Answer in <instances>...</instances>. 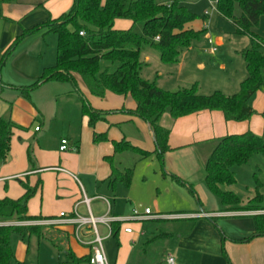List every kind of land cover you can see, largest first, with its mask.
Here are the masks:
<instances>
[{"label": "trees", "instance_id": "obj_1", "mask_svg": "<svg viewBox=\"0 0 264 264\" xmlns=\"http://www.w3.org/2000/svg\"><path fill=\"white\" fill-rule=\"evenodd\" d=\"M2 1L5 0H0ZM216 6L217 12L231 22L235 34L250 38V45L241 52L248 75L241 84L239 94L227 96L215 92L212 95H201L196 85L166 91L156 82L142 77L145 64L140 59V53L145 45L156 49L163 63L174 65L205 31L192 27L199 17L182 5L180 0H74L67 13L26 30L19 36L5 52L0 71L23 38L41 30L55 34L58 38L55 65L45 68L34 83L20 87L18 90L21 97L31 100V94L47 83L71 84L81 98L82 115H88L89 125L93 127L97 122L105 120L107 114L90 107L80 89L81 81L85 89L98 98H104L107 92L131 96L136 101V109L131 114L148 123L153 132L155 150L152 152L126 141H113L114 152L105 157L111 168L107 181L112 187L121 183L130 188L134 177L133 169H122L115 164L114 158L121 153L136 152L141 155L142 160L155 155L164 167L166 157L175 151L199 148L206 158L205 185L219 201V212L264 211V193L257 173L260 171L258 162L260 159L264 161V134L257 135L249 131L176 150L168 145L171 125L179 118L219 111L226 121L245 122L256 115L249 101L263 85L264 41L255 34L254 29L264 17V0H218ZM236 7L240 9L239 15L235 14ZM119 19L130 20L133 26L128 30H118L115 28V21ZM137 24L143 26L142 35L133 29ZM81 32L84 33L83 36L80 35ZM261 116L264 119V110ZM15 130L23 128L18 127L10 118L0 117L1 164L9 159ZM75 140L73 147L78 149L79 136ZM107 140L105 134L94 135L95 142ZM28 159L33 165L31 145L28 148ZM236 167H252L255 188H248L244 193L236 190ZM166 173L163 172V175ZM171 177L178 183L187 185L181 176L171 174ZM21 185L24 194L20 198H0V264L14 263L11 242L14 234L24 239L33 235L45 236L38 226L18 227L14 225L15 222L56 218L29 215V202L42 188L41 180H38L35 187L27 182H21ZM199 204L201 205L200 200ZM253 218L254 234L237 243H249L253 239L264 237V214H255ZM121 225L118 222L112 224L113 237L117 238ZM66 257L69 264H89L91 255L79 259L68 251Z\"/></svg>", "mask_w": 264, "mask_h": 264}, {"label": "rangeland", "instance_id": "obj_2", "mask_svg": "<svg viewBox=\"0 0 264 264\" xmlns=\"http://www.w3.org/2000/svg\"><path fill=\"white\" fill-rule=\"evenodd\" d=\"M180 1L182 5L186 6L187 9L199 17L193 24L194 28L202 30L204 29V25H207L208 29H204L205 31L200 38L194 41L189 50L185 51L187 57H191L192 60L185 61L184 66L180 67V72L177 66L163 63L156 49L150 45H145L140 53V59L145 61V57L148 55L152 62L144 66L143 78L149 77V81L156 82L157 85L166 91H177L180 88H190L196 85L197 91L201 95H212L215 92H221L227 96L239 94L241 92V84L248 75L246 64L240 52L243 48L250 45V38L235 34L231 22L218 16L217 6H211V2L216 3V0ZM71 7L64 13H67ZM235 14H240L238 7L235 9ZM46 19H38L37 24L46 23ZM133 29L137 34H143L142 24L135 25ZM254 32L264 41V17L261 19L259 26L254 29ZM218 36H224L223 44L217 43L216 38ZM57 42L58 38L53 33H47L45 30L33 33L18 42L1 68L0 117L10 118L18 127L23 128L21 130L23 131L22 133L19 130L15 131L13 140L16 143L33 144V134L32 136L28 134L31 131L35 132V127L39 130L42 128L44 133L40 137H46L45 142L48 141L50 143H52L54 135H59L62 132L67 134L69 126L73 130L71 133L78 135L79 138L82 135V102L76 88L71 84L47 83L31 94V100L21 97L20 93H17L20 87L28 85V81H30L29 76H32L29 73H31L34 64L35 66H39L40 73L43 71V68L55 65ZM213 48L217 50L216 53L211 52ZM200 65L204 69H201ZM262 80V87L249 101L251 107L256 111V115L261 114L264 110V73L262 74ZM261 107H263L262 110H260ZM41 114L45 117V126L42 124L44 121L41 119ZM259 116L261 117V115ZM130 128L133 129V126ZM262 129L261 135L264 134V127ZM166 158L168 164H165L163 167L155 155L143 160L141 159V155L136 152H125L119 154V156L117 155L115 162L119 167L134 170V177L129 189L121 183L117 184L114 190L108 189L105 183H102L101 180L96 181L94 176H87L84 179L81 176L79 177L89 197L103 195L97 196L94 199V202L91 204L93 209H100L102 207L104 202L102 198H110L113 214L121 215L123 218H129L132 215L133 209L143 211L147 208L155 213V215L148 216L143 220H133L122 224V230L119 234L120 245H122L123 228H133L140 222H148L146 220L156 217V213H158L157 209L159 208L172 209L167 211L180 213L203 210L211 211L220 208L219 201L208 191L205 185L206 158L203 156L202 149L188 148L184 152L179 151L172 157L168 155ZM258 164L260 166V171L257 172L258 178L262 184L261 187L264 193V161L260 159ZM35 165L36 167L38 166L37 163ZM2 166L3 164L0 163L1 173ZM171 171L179 173L187 185L178 183L172 177H163V172ZM235 172L238 182L235 187L237 191H243L244 193L248 191V188L249 190L255 188L252 167H236ZM41 179L43 190L30 200L28 206V210H30L29 214L38 215L42 212L47 215L59 216L61 211L68 214L65 207H63L64 202L59 200L61 196L55 193L57 188L54 187V177L46 173L41 175ZM11 181L12 179H6L2 183L0 193L4 197L8 192L6 185L10 187ZM28 183L30 186L35 187L37 180L33 181L34 184L32 181ZM17 186L21 188L19 184ZM62 186L63 188L76 191L75 188L73 189L65 184H62ZM199 200L201 201V205L199 204ZM84 209L82 214H77V217L89 216L88 213L84 212ZM31 211H34V213ZM162 212H165V210H162ZM251 213L264 214V211ZM97 214L95 212V215H92L95 218H99V214ZM41 222L42 220H38L36 224L31 221L14 223L18 227L38 226L41 228V233L45 236L38 237L33 235L24 239L14 234L11 240L14 254L13 264H69L65 250L61 251L56 248L58 242L53 240L52 233L57 226L41 224ZM174 222H163L158 227L167 228L171 224H175ZM74 239L79 246L88 243L81 237L79 241L75 237ZM164 242L165 240L158 241L154 246L160 250ZM103 246L107 258L113 259L118 249L115 237L103 243ZM82 248L85 247L82 246ZM139 249L137 248L135 255H132L133 260L137 259ZM256 260V264H264V254H260Z\"/></svg>", "mask_w": 264, "mask_h": 264}, {"label": "crops", "instance_id": "obj_3", "mask_svg": "<svg viewBox=\"0 0 264 264\" xmlns=\"http://www.w3.org/2000/svg\"><path fill=\"white\" fill-rule=\"evenodd\" d=\"M73 2L74 0H5L0 2V63L5 52L17 38L26 30H30L38 25V19L47 18V21L49 19H57L72 6ZM217 14L222 17L218 12ZM193 24L192 27L194 28ZM132 26L133 22L130 20L119 19L115 21V28L118 30H128ZM203 28L205 30L208 29L207 25H204ZM224 39V36H218L216 41L218 44H223ZM213 49H211V52L216 53L217 50L213 52ZM189 59L192 60L184 52L180 61L172 66H177L180 72V67H183ZM142 62L147 65L152 61L147 55L145 61ZM199 67L204 69L202 65ZM42 72L40 73L39 66H35L34 64L31 73H29L32 76H29L30 81H28V85L35 82ZM148 78L144 79L148 80ZM79 85L90 107L107 114L105 120L97 122L92 127L89 125L88 115L81 116L82 135L78 149L73 147L76 142L75 138L78 135L71 133L73 132L71 126H69L67 134L62 132L59 135H54L52 137V143L45 142L47 138L40 137L44 131L42 128L36 130L37 127H35V132L31 131L28 134L30 136L33 134V144L28 143L27 145L14 142L15 130L11 143L12 149L10 150V157L3 164L2 173L0 172V188L6 179H12L10 187L6 185L8 192L5 197L8 196L11 199H18L24 194L21 182L28 183L32 181L33 183L36 180L37 182L38 180L42 181L41 175L48 173L54 177V187L57 188L55 193L61 196L59 200L64 202L63 207L67 210L68 216L77 217V214L83 213V209L86 207L83 204V199L84 195H86L91 199L90 208L93 215L97 212L99 217L103 215L122 217L121 215L113 214L110 198H102L104 201L102 207L100 209H93L91 204L94 202V199L97 196L103 195L89 197L79 177L81 176L84 179L87 176H94L96 181L101 180L102 183L106 184L108 189L111 188L114 190L117 185L112 187L107 181L111 174V168L105 160L106 156H111L114 152L113 141H126L133 146L152 152L155 150L153 132L148 123L136 115L131 114V111L136 109V101L131 96L125 97L107 92L104 98H98L92 96L85 89L81 81H79ZM17 93L19 94L20 91L18 90ZM18 97L21 98L20 95ZM121 110L124 111L121 112ZM257 115H254L249 121L245 122L226 121L223 113L219 111H207L179 118L171 125L168 145L172 150H176L227 135L244 134L249 131L261 135L262 128L264 127V119L261 118L262 116H259L261 114ZM41 119L44 121L42 123L44 125L46 122L42 114ZM131 126H133V129L130 128ZM95 134H105L108 140L95 142ZM62 139H70V151H60ZM29 145H31L34 157L33 165H31L28 159ZM174 154L170 156L172 157ZM35 162L38 165L37 167ZM166 164H168V160ZM171 174L180 176L176 171L167 172L165 176L171 177ZM62 184L73 189L75 188L76 191L63 188ZM42 190L43 185L38 192H42ZM2 197L4 198V195L0 193V198ZM105 199L109 201V205ZM146 209L140 212L144 213ZM84 210L89 215L87 207ZM134 210H132V213ZM157 210L158 213H156V216H161L160 218H150L146 220L148 221L145 222L147 224L140 222L133 228L126 227L132 228L131 233H126L124 231L126 228H123L122 245H120L119 241V234L122 230L121 225L117 238H115L118 243L116 256L113 259L110 257L107 258L108 264H166L168 255L175 258L176 264H256V258L260 254H264V237L253 239L249 243H237L254 234V213L219 212L218 210H211L207 213L192 211L180 214V212L167 211L172 209L166 210L159 208ZM162 210H165V212H162ZM31 212L34 213V211ZM62 213L64 212L61 211L59 216ZM151 213L152 216L155 215L152 211ZM29 215L45 218L59 217L47 215L46 213L43 214L42 212L38 215ZM173 216L188 217L173 218ZM168 221H175V224H171L167 228L158 227L160 223H166ZM76 231L74 225H61L53 230V240L58 242L59 250H65V254L71 251L77 258L90 256L92 253L90 244L94 239L92 231L89 228H84L78 233ZM99 233L104 238L105 243L113 237L112 225L111 229L105 225H99ZM73 236L78 241L80 237L85 239L88 243L81 244L85 248L79 246ZM161 240H165V242L159 250L154 245ZM137 248L139 249L138 257L136 260H133L132 255H135Z\"/></svg>", "mask_w": 264, "mask_h": 264}, {"label": "built area", "instance_id": "obj_4", "mask_svg": "<svg viewBox=\"0 0 264 264\" xmlns=\"http://www.w3.org/2000/svg\"><path fill=\"white\" fill-rule=\"evenodd\" d=\"M218 0H216V3H211L212 7H215L217 5ZM81 36L84 35L83 32L80 33ZM216 49H213V52H215ZM36 130H39L38 128ZM71 147L69 145V141L67 139L61 140V146L60 151L61 152H67L70 151ZM107 204L109 205V201L105 199ZM91 199L88 198L86 195H84L83 204L86 205L89 216L88 217H70L65 213H62L58 218L55 219H46L42 220L41 224H46L50 226H61L64 224L68 225H74L76 227V232H80L84 228H89L93 235L94 239L91 242V258L89 264H108V260L104 251V238L99 233V225H105L109 229H111V225L113 223H127L133 220H143L147 218L148 216H151L152 213L149 209H146L144 213H141L139 210H134L132 215L129 218H123V217H110L109 215L95 218L91 213L90 208ZM161 216H156L154 218H160ZM164 217V216H162ZM182 216H173V218H178ZM34 222V224L38 223V221H31ZM126 233H131L132 229L126 228L124 230ZM166 264H176V260L173 256L168 255L166 258Z\"/></svg>", "mask_w": 264, "mask_h": 264}]
</instances>
